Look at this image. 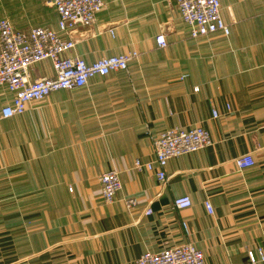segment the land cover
Instances as JSON below:
<instances>
[{
  "label": "crops",
  "instance_id": "1",
  "mask_svg": "<svg viewBox=\"0 0 264 264\" xmlns=\"http://www.w3.org/2000/svg\"><path fill=\"white\" fill-rule=\"evenodd\" d=\"M48 1L0 0V20L56 31ZM103 1L96 23L72 33L66 56L91 64L134 52L128 70L0 118V264H135L183 244L205 264H251L249 253L264 264V0H221L229 35L196 39L175 0ZM30 75L52 76L51 63ZM10 98L0 89V108ZM196 126L210 145L169 160L164 182L134 168L154 161L158 134ZM245 154L255 164L240 172L234 161ZM110 170L122 188L104 204L98 178ZM181 196L190 208L173 207ZM129 198L138 201L131 210Z\"/></svg>",
  "mask_w": 264,
  "mask_h": 264
},
{
  "label": "built area",
  "instance_id": "2",
  "mask_svg": "<svg viewBox=\"0 0 264 264\" xmlns=\"http://www.w3.org/2000/svg\"><path fill=\"white\" fill-rule=\"evenodd\" d=\"M180 20L190 28L191 37L196 39L211 34L229 35V24L221 16V0H175ZM58 16L57 30L34 27L27 31L14 29L7 18L0 20V89H4L11 98L0 108V118L10 119L23 115L30 102H40L49 94L58 91L81 89L87 86L93 77H105L112 72L127 71L128 64L137 58V54L127 53L107 56L87 64L83 59L67 57L75 41L71 35L77 27L90 28L97 20V15L105 8L103 0H49ZM233 23V21H232ZM112 33V30H109ZM67 36V38H63ZM158 48L167 46L164 35L155 38ZM44 61L51 63L53 75L40 79H31L30 70L35 64ZM187 76L181 77V80ZM198 89L195 88V91ZM217 118V112H212ZM211 143L209 132L200 126L187 130L172 128L165 130L152 139L154 161L143 164L135 160L134 168H145L154 172L160 182L166 179L165 167L169 160L195 153ZM238 171L254 166L251 154L237 157L234 161ZM98 182L99 195L104 204H112L121 190V181L116 170L102 173ZM127 210L134 208L136 199L123 200ZM192 201L188 196H181L173 201L176 210L188 209ZM208 214H213L210 202H204ZM151 210H145L150 215ZM261 261L264 256L258 250ZM250 263L256 264L253 253H249ZM135 264H205L204 253L191 244L164 249L158 253L144 252Z\"/></svg>",
  "mask_w": 264,
  "mask_h": 264
}]
</instances>
